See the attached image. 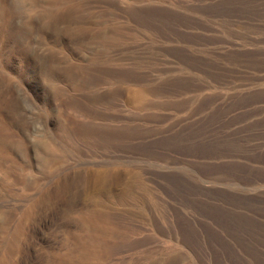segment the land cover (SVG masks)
Here are the masks:
<instances>
[{
  "label": "rangeland",
  "instance_id": "374dc122",
  "mask_svg": "<svg viewBox=\"0 0 264 264\" xmlns=\"http://www.w3.org/2000/svg\"><path fill=\"white\" fill-rule=\"evenodd\" d=\"M0 264H264V0H0Z\"/></svg>",
  "mask_w": 264,
  "mask_h": 264
}]
</instances>
